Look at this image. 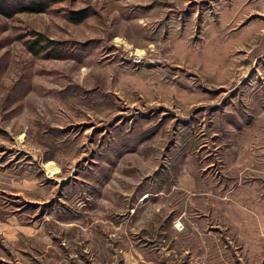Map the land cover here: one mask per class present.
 Wrapping results in <instances>:
<instances>
[{
    "label": "rangeland",
    "instance_id": "1",
    "mask_svg": "<svg viewBox=\"0 0 264 264\" xmlns=\"http://www.w3.org/2000/svg\"><path fill=\"white\" fill-rule=\"evenodd\" d=\"M26 2L0 0V264H264V0Z\"/></svg>",
    "mask_w": 264,
    "mask_h": 264
},
{
    "label": "trees",
    "instance_id": "2",
    "mask_svg": "<svg viewBox=\"0 0 264 264\" xmlns=\"http://www.w3.org/2000/svg\"><path fill=\"white\" fill-rule=\"evenodd\" d=\"M45 0H27L26 2V6L21 9L20 11H36V12H46L47 10V4L44 3ZM75 16V14H74ZM73 14L71 15V18L74 17ZM76 22H80L81 20H83V17H80ZM43 41V40H42ZM42 41H32L27 45V49L34 55H39L43 52V49L46 48V45L42 44Z\"/></svg>",
    "mask_w": 264,
    "mask_h": 264
},
{
    "label": "bare ground",
    "instance_id": "3",
    "mask_svg": "<svg viewBox=\"0 0 264 264\" xmlns=\"http://www.w3.org/2000/svg\"><path fill=\"white\" fill-rule=\"evenodd\" d=\"M138 54H139V56H143L144 53H143V51H138ZM48 165H50V164H48ZM51 171L55 172V169L54 170L51 169Z\"/></svg>",
    "mask_w": 264,
    "mask_h": 264
}]
</instances>
